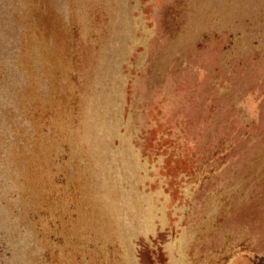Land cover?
Masks as SVG:
<instances>
[{
    "label": "rangeland",
    "instance_id": "rangeland-1",
    "mask_svg": "<svg viewBox=\"0 0 264 264\" xmlns=\"http://www.w3.org/2000/svg\"><path fill=\"white\" fill-rule=\"evenodd\" d=\"M0 264H264V0H0Z\"/></svg>",
    "mask_w": 264,
    "mask_h": 264
}]
</instances>
